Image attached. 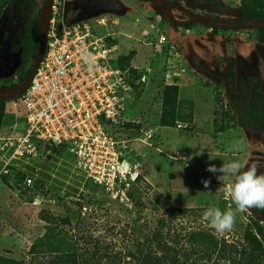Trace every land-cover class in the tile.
Wrapping results in <instances>:
<instances>
[{"label": "rangeland", "instance_id": "rangeland-1", "mask_svg": "<svg viewBox=\"0 0 264 264\" xmlns=\"http://www.w3.org/2000/svg\"><path fill=\"white\" fill-rule=\"evenodd\" d=\"M167 1L180 6L173 11V16L181 24L192 19L184 11L228 21L241 18V0ZM10 2L0 18V68L5 56L12 57L10 49L14 47L17 55L14 70L0 76V83L8 78L18 82L23 53L21 42L26 38L28 22L19 1ZM44 2L37 0L35 16ZM119 2L123 5L108 0L78 1L79 10L91 18L105 13L118 15L120 26L115 30L122 32L118 36L120 53L129 56L140 68L151 64L153 69L151 82L141 89L125 111L131 123L122 130L124 142L121 143L119 164L102 180L103 183H97L76 166L74 158L67 152H53L42 160V164L35 165L39 171L25 167L28 172L38 174L37 180H41L42 185L37 190L26 187L14 172L0 184V257L20 264H48L56 255L49 253L46 247H39V240L48 234L54 243L62 237L72 240L78 255L85 258L93 256L101 264L122 263L120 259L135 249L137 241L152 238L162 229L171 243L181 235L179 240L182 239L181 247L185 249L190 247L184 235L205 231L238 249L246 246V263L251 255L255 258L251 264H264V249L256 251L244 241L246 233L252 231L262 241L257 231L264 233V224L248 210L237 211L227 194L226 188L235 177L220 181L217 179L220 173L214 175L206 171L209 165L220 167L235 160L245 166L256 164L259 172L264 173V132L259 130L262 123L255 122L250 115V109L254 107V115L264 116V44L257 41L255 32H246L249 40L230 39V44L237 45L238 51L234 49L231 57L215 59V66L226 75V84L216 81L212 91L199 85L192 92L190 90L191 94L185 99L179 97L174 127H162L163 89L168 82L179 84V76L187 74L190 62L187 49L183 47L180 53L185 55V62L181 65L186 71L167 80L168 64L159 56L150 57V48L143 44L142 38L145 30L150 28L153 39H157L158 33L154 30L159 29L177 43L180 40L173 36V30L181 33V38L186 28H171L164 13H159L151 3ZM158 18L162 23L158 24ZM199 26L209 29L202 25L194 27ZM18 45L19 52L16 51ZM229 58L236 60L237 97L234 99L227 84ZM202 85L210 86L209 83ZM255 98H258L256 105ZM245 125L246 130H239ZM24 130L20 99L7 103L0 132L21 135ZM146 133L152 136L147 141ZM241 140L242 151L231 149ZM107 178L111 181L106 182ZM203 180H210L208 188L204 187ZM209 207L235 213L231 231L217 234L203 219V213ZM168 210H184V213L174 214ZM34 245L36 248L32 249Z\"/></svg>", "mask_w": 264, "mask_h": 264}, {"label": "built area", "instance_id": "built-area-1", "mask_svg": "<svg viewBox=\"0 0 264 264\" xmlns=\"http://www.w3.org/2000/svg\"><path fill=\"white\" fill-rule=\"evenodd\" d=\"M78 1H51L43 58L20 98L25 130L21 135L0 132V184L16 172L25 174L26 187L34 188L41 180L25 167L39 171L35 165L55 150L67 152L97 183L119 164L122 130L131 123L125 111L151 82L153 69L151 64L140 68L134 60L123 68L122 58L128 56L120 53L122 32L115 30L120 17L105 13L91 18L79 10ZM151 33L146 29L142 41L150 57L159 56L168 64L166 79L185 73L182 46L172 36L160 32L153 39ZM85 52L94 58L93 71L83 59ZM145 135L146 141L152 137Z\"/></svg>", "mask_w": 264, "mask_h": 264}, {"label": "trees", "instance_id": "trees-1", "mask_svg": "<svg viewBox=\"0 0 264 264\" xmlns=\"http://www.w3.org/2000/svg\"><path fill=\"white\" fill-rule=\"evenodd\" d=\"M21 8L24 9L25 15L27 17V28H26V38L22 40L21 46L23 53L21 56V64L18 67V82L14 83V78H8L0 83V89L15 87L18 84H22L28 77L34 60L36 58L38 48H39V18L40 12L35 16V10L37 6V0H17ZM262 0H241V18L242 21L250 20H263L264 19V4ZM11 5L10 0H0V18L7 6ZM159 13L162 10L156 7ZM219 19V18H217ZM168 21V20H167ZM171 26L175 29L179 26H185L186 30L192 29L196 25H202L209 29H212L214 33L222 31H253L256 33V39L260 44H264V28L256 29H226L212 27L204 24H181L172 23L168 21ZM131 59L128 57L122 58V67H128ZM228 71H227V84L230 87V94L232 99L237 97L236 93V60L234 58H229L227 60ZM135 79H138L137 71H132ZM1 81V79H0ZM136 87V86H135ZM137 89V87H136ZM20 97L12 100H2L0 99V131L6 112V105L9 102L20 99ZM255 104L258 102V98L254 100ZM179 103V87L178 85H167L163 89V107L160 118V126L162 127H174L177 121V111ZM255 108L250 109V115L255 122L259 121L262 123L261 132H264V116L261 114L254 115ZM24 113V112H23ZM260 127V124L259 126ZM55 152H58L55 150ZM18 177L21 178L22 182L25 180V174L18 173ZM7 181V178L4 179ZM42 182H36L34 190L39 189ZM31 189V188H30ZM259 213L264 215V209H255ZM171 213H184V210H168ZM183 211V212H182ZM258 221V226H259ZM257 231V228L255 229ZM253 232V231H252ZM246 233L244 241L252 245L256 251L257 249H264V233L261 230L257 231L262 238L259 241L256 235L253 233ZM61 236V232L59 233ZM169 235V234H168ZM50 235L46 234L43 238L39 240V247L49 249V253L56 255V257L49 261L48 264H101L95 257L85 258L83 255H78L76 250V245L72 240H68L64 237L58 242L54 243L51 241ZM181 238L176 236L175 242H170L166 239L164 231L159 229L152 238H146L142 242H136L135 249L131 250L129 254L123 256L120 259L122 263H110V264H251L255 260L253 256L250 255L248 258L249 263H246V246L242 249L234 247L229 244L226 240H219L216 236L207 233L205 231H191L183 238H187V243H189L190 248L181 247ZM184 240V239H183ZM36 245L32 247L35 249ZM33 253V252H32ZM46 253V252H42ZM216 255V259L213 260ZM253 255V254H252ZM198 257L199 260H192V258ZM109 258V257H108ZM111 260V259H110ZM200 261V263H198ZM0 264H20L17 261L10 260L5 261L0 257Z\"/></svg>", "mask_w": 264, "mask_h": 264}, {"label": "crops", "instance_id": "crops-1", "mask_svg": "<svg viewBox=\"0 0 264 264\" xmlns=\"http://www.w3.org/2000/svg\"><path fill=\"white\" fill-rule=\"evenodd\" d=\"M108 1L111 3H117L119 6L122 4H120L119 0H116L117 2H113L114 0ZM151 19L152 18H150V20ZM157 22L159 24V18ZM154 31L155 33L161 32L159 29H155ZM184 31L185 33H182L183 36H181V38L179 36L181 33L177 32V36L180 40L177 43L182 46V48L185 47L187 49L186 55L189 58L191 68H189L185 76H179V84L177 85L179 87L180 99H185L189 93L191 94L192 90L199 88V85L202 89L206 88L212 91L215 89L214 82L221 81L223 84H226V75L223 74V72L220 73L218 68L215 66V59H217V57H231L234 49L238 51V46L230 44V39H233V41H237L239 39L240 41L249 40L245 35L246 32L244 31L220 30L216 34H213L212 29H205L201 26L193 27L190 30ZM249 32L254 34L253 31ZM173 34V36L177 37L175 35V30H173ZM202 83L206 86L207 83H209L210 86L204 87ZM167 85H172V83L168 82ZM183 94L184 96H182ZM211 107H214L213 103ZM239 130H246V125L240 127Z\"/></svg>", "mask_w": 264, "mask_h": 264}, {"label": "clouds", "instance_id": "clouds-1", "mask_svg": "<svg viewBox=\"0 0 264 264\" xmlns=\"http://www.w3.org/2000/svg\"><path fill=\"white\" fill-rule=\"evenodd\" d=\"M83 59L89 71L94 70L95 61L91 54L83 53ZM231 149L243 150V141H236ZM206 171L216 174L218 180L223 181L228 177H235L226 191L231 201L236 205L237 211L250 209H264V173L259 172L256 164L245 166L239 161L223 163L220 167L209 165ZM205 188L210 185V180L202 181ZM203 219L207 221L217 234L231 231L235 224V213L231 210L222 212L219 208L209 207L203 213Z\"/></svg>", "mask_w": 264, "mask_h": 264}, {"label": "water", "instance_id": "water-1", "mask_svg": "<svg viewBox=\"0 0 264 264\" xmlns=\"http://www.w3.org/2000/svg\"><path fill=\"white\" fill-rule=\"evenodd\" d=\"M52 0H45L43 7L41 8L40 18H39V48L32 65L31 71L27 79L15 87L11 88H2L0 89V99L2 100H12L20 97L23 92L27 89L31 80L33 79L37 68L43 58L45 44L47 39V29H48V11ZM153 4L162 10L164 15L167 17L168 21L172 23H178V21L173 16L174 9H180V6L174 4L167 0H139ZM187 14L192 18L188 23L189 24H204L212 27L226 28V29H256L264 28V19L263 20H250V21H228L217 18H212L204 15H197L192 12L186 11ZM7 53V52H6ZM11 59L8 55L5 56L2 66L0 68V76H6L12 72L15 68V64H11ZM257 220L264 224V215L256 211L255 209L248 210Z\"/></svg>", "mask_w": 264, "mask_h": 264}, {"label": "flooded vegetation", "instance_id": "flooded-vegetation-1", "mask_svg": "<svg viewBox=\"0 0 264 264\" xmlns=\"http://www.w3.org/2000/svg\"><path fill=\"white\" fill-rule=\"evenodd\" d=\"M176 10H178V9H174L173 11H176ZM185 12V15H187L188 16V18H191L188 14H187V12L186 11H184ZM14 48V47H13ZM10 49V54L9 55H11L12 56V59H11V64H13V62H14V60H15V57H16V55H17V53L14 51V49ZM20 47H19V45H18V47L16 48V51L17 52H19L20 51Z\"/></svg>", "mask_w": 264, "mask_h": 264}]
</instances>
